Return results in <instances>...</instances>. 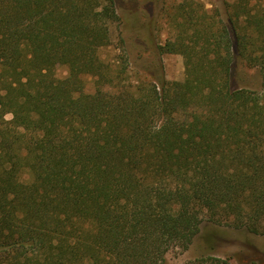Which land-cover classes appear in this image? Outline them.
Masks as SVG:
<instances>
[{"label":"trees","instance_id":"obj_1","mask_svg":"<svg viewBox=\"0 0 264 264\" xmlns=\"http://www.w3.org/2000/svg\"><path fill=\"white\" fill-rule=\"evenodd\" d=\"M207 15L156 49L183 81L114 90L116 0H0V264H168L205 222L264 235V6Z\"/></svg>","mask_w":264,"mask_h":264},{"label":"rangeland","instance_id":"obj_2","mask_svg":"<svg viewBox=\"0 0 264 264\" xmlns=\"http://www.w3.org/2000/svg\"><path fill=\"white\" fill-rule=\"evenodd\" d=\"M237 0H116L120 17L111 25L110 42L101 48L100 56L113 71H124L114 83V90L123 85L132 88L158 83L165 77L170 84L185 78V57L180 53H166L158 58L156 49L168 40L177 42L184 29L192 27L196 19L208 13L206 21L214 23ZM184 4L186 15L191 13L195 20L182 17L177 7ZM257 8L264 6V0H252ZM217 10V13H216ZM173 14L179 16L174 19ZM186 23L185 26L183 24ZM194 28L189 29V34ZM190 45L191 42H188ZM179 45V44H178ZM243 70V68H242ZM244 82L259 89L261 77L254 69L244 70ZM55 76L64 79L68 67L57 64ZM93 78H87L86 91L95 92ZM8 114L6 119L10 120ZM211 237L210 243L206 241ZM213 256L228 260L231 264H264V235H256L245 229L205 222L199 236L187 250L173 248L167 253L168 264H184L200 256Z\"/></svg>","mask_w":264,"mask_h":264}]
</instances>
